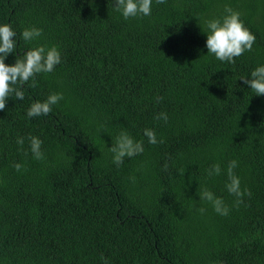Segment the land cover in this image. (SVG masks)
I'll return each mask as SVG.
<instances>
[{"label": "trees", "instance_id": "16d2710c", "mask_svg": "<svg viewBox=\"0 0 264 264\" xmlns=\"http://www.w3.org/2000/svg\"><path fill=\"white\" fill-rule=\"evenodd\" d=\"M114 6L0 0V24L16 32L6 64L37 45L61 53L0 111V264H264V95L239 80L264 65V0H152L150 16L127 20ZM225 6L255 36L235 64L205 46L203 21ZM28 26L42 36L23 40ZM54 92L63 99L48 115L27 117ZM162 112L167 122L154 118ZM145 128L164 142L150 144ZM121 130L144 152L117 167L107 148ZM29 135L42 140L44 160ZM232 160L251 193L239 206L225 188ZM215 163L221 174L209 177ZM205 187L227 216L200 200Z\"/></svg>", "mask_w": 264, "mask_h": 264}, {"label": "clouds", "instance_id": "9594fccd", "mask_svg": "<svg viewBox=\"0 0 264 264\" xmlns=\"http://www.w3.org/2000/svg\"><path fill=\"white\" fill-rule=\"evenodd\" d=\"M157 4H164L166 0H156ZM115 11L119 12L122 17L127 20L138 16H150L152 9V0H115ZM225 15L222 18L206 19L203 21L206 35L205 46L207 53L213 55L221 62L235 64L237 57L242 56L246 51H251L255 43L254 34L244 25L241 20V14L229 6L224 8ZM42 29L35 26L25 27L21 36L26 42L38 40L42 36ZM16 32L11 24H0V111L5 110L6 102L13 95L18 100L24 99V91L22 86L29 80H32L31 87L35 86V76L40 73H52L56 66L61 63V53L55 45L45 46L37 45L28 49L22 57L16 56L12 65L5 63V58L9 54H13L16 48ZM250 79L241 76L239 80L247 85L255 95H264V65L257 66L250 74ZM63 99V94L59 92L50 93L47 98L41 101H34L27 110V117H37L48 115L52 111L53 105L58 104ZM162 97H157V102ZM157 120L167 122V114L159 113L155 117ZM143 135L147 137L150 144L163 143V138L159 141L153 129L145 128ZM24 137H17L16 143L21 146L24 144ZM30 151L36 160H44L45 156L42 151V140L36 136L29 135ZM112 154V162L120 167L124 163V159L132 158L144 152V144L142 140H135L126 130H121L115 139L112 140L111 147L107 148ZM238 166L236 160L228 163L226 176L227 182L225 188L227 192L236 198L235 206L242 203V197L250 196L251 193L247 189L241 188L240 178L234 173V169ZM16 171H21L23 165L20 163L13 164ZM167 167V166H165ZM209 177L219 176L221 174V166L219 163L212 164L207 170ZM135 182V177H130ZM198 196L200 200L207 201L213 207V210L222 216H227L230 209L225 204L222 197H217L208 188H202ZM203 213V207L196 209ZM103 264H108L106 258H101Z\"/></svg>", "mask_w": 264, "mask_h": 264}]
</instances>
